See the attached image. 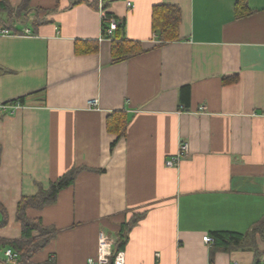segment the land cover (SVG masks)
I'll use <instances>...</instances> for the list:
<instances>
[{
	"label": "crops",
	"instance_id": "0c3cea01",
	"mask_svg": "<svg viewBox=\"0 0 264 264\" xmlns=\"http://www.w3.org/2000/svg\"><path fill=\"white\" fill-rule=\"evenodd\" d=\"M5 1L0 240L21 238L22 196L74 168L54 202L25 207L55 229L25 263L85 264L138 214L125 264H255V250L264 264V0ZM154 5L178 7L177 38L153 30ZM103 12L141 52L113 58ZM219 230L243 237L203 240Z\"/></svg>",
	"mask_w": 264,
	"mask_h": 264
},
{
	"label": "trees",
	"instance_id": "16d2710c",
	"mask_svg": "<svg viewBox=\"0 0 264 264\" xmlns=\"http://www.w3.org/2000/svg\"><path fill=\"white\" fill-rule=\"evenodd\" d=\"M26 0H23L25 5ZM6 1H0V8H3ZM245 0L236 1V10L240 8L246 9ZM8 8V7H7ZM9 9V8H8ZM10 11V10H9ZM10 13V12H9ZM110 14L109 12H106ZM180 20V11L178 7L174 5H154L152 9V26L155 32H158L161 40H170L178 37V24ZM7 24V21L5 22ZM1 25V22H0ZM9 25V24H7ZM122 26L121 22H118V26L115 29L112 38V54L115 60L129 57L133 54H137L142 51L140 45L137 42H133L127 38L116 40V34L119 28ZM95 49L90 48V50ZM76 51H80L79 47H76ZM76 169H70L59 176L57 179L51 181L48 187L44 188L39 185L38 191L29 196H22L17 204L16 217L21 223V238L3 242L0 240V247H11L18 254V261L25 263L28 257L35 251L39 250L48 241V239L55 233V229L50 226H45L41 223L40 218H30L25 214V207L31 205L34 207H42L45 204L52 203L55 201L58 191L69 185L75 176ZM139 218L138 214L122 223L121 228L118 232L117 238L113 245V252L122 249L126 240L127 230L136 222ZM264 223L258 225L261 231L264 233ZM257 227L253 228V231ZM33 230L38 231V236L33 235ZM211 237L213 239L211 245H217L227 248L233 243H238L243 235L241 233H235L232 231H212ZM257 259L255 264H259V253L255 250ZM112 258V257H111ZM1 261V259H0Z\"/></svg>",
	"mask_w": 264,
	"mask_h": 264
},
{
	"label": "built area",
	"instance_id": "2783aa9c",
	"mask_svg": "<svg viewBox=\"0 0 264 264\" xmlns=\"http://www.w3.org/2000/svg\"><path fill=\"white\" fill-rule=\"evenodd\" d=\"M130 5L129 2H127ZM103 19L106 21V24L103 26V37L106 39H111L115 29L118 26V19L112 15L103 12ZM1 33H11L9 29L2 28ZM89 105L95 107L97 105V99L92 98L89 100ZM1 107H6L4 103H0ZM188 152V143L186 141H181L179 143L178 150L175 154L167 157L164 160L165 165L174 166L179 160L185 156ZM203 240L206 243L213 241L211 235H203ZM114 240L105 232L100 231L98 235V243L96 248V255L87 258L85 264H125V254L122 249L113 252ZM4 261H0V264H32V263H21L18 261V254L11 248L6 247L4 250ZM112 257V258H111ZM53 258L49 257V263L53 264Z\"/></svg>",
	"mask_w": 264,
	"mask_h": 264
}]
</instances>
